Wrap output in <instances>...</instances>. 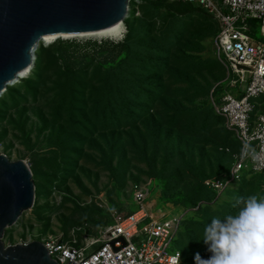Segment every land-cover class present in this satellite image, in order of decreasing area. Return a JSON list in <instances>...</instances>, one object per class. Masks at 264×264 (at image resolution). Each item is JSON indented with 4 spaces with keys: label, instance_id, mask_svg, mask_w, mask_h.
<instances>
[{
    "label": "rangeland",
    "instance_id": "374dc122",
    "mask_svg": "<svg viewBox=\"0 0 264 264\" xmlns=\"http://www.w3.org/2000/svg\"><path fill=\"white\" fill-rule=\"evenodd\" d=\"M136 6L130 0L122 38L42 44L33 72L0 97V153L24 160L35 183L34 204L6 229L5 245L91 241L116 215L138 207L139 189L155 217L186 212L230 169L241 143L211 101L247 83L232 86L235 74L218 53L213 20L176 16L150 2ZM127 65L136 74L133 97L110 100L106 81L119 85ZM185 216L184 230L198 223L202 242L208 231L224 235L230 252L217 264H264V172Z\"/></svg>",
    "mask_w": 264,
    "mask_h": 264
},
{
    "label": "built area",
    "instance_id": "2783aa9c",
    "mask_svg": "<svg viewBox=\"0 0 264 264\" xmlns=\"http://www.w3.org/2000/svg\"><path fill=\"white\" fill-rule=\"evenodd\" d=\"M136 9L147 0H135ZM185 1L209 12L218 22V53L234 72L232 86L244 91L224 92L212 97L215 113L222 116L240 140L229 171L208 182L216 192L215 203L243 177L264 171V0H169ZM251 21H255L254 27ZM260 30L261 36H257ZM250 74L246 81L245 73ZM138 207L116 215L100 235L78 242L49 237L44 239L51 257L60 264H181L183 254L177 242L187 211H195L207 201H199L186 212L153 216L145 205V193H135Z\"/></svg>",
    "mask_w": 264,
    "mask_h": 264
},
{
    "label": "water",
    "instance_id": "95a60500",
    "mask_svg": "<svg viewBox=\"0 0 264 264\" xmlns=\"http://www.w3.org/2000/svg\"><path fill=\"white\" fill-rule=\"evenodd\" d=\"M130 0H0V94L18 74L34 66V50L45 35L85 34L124 21ZM35 201L28 164L0 153V264H60L39 240L5 245L8 227ZM68 264H76L71 261Z\"/></svg>",
    "mask_w": 264,
    "mask_h": 264
},
{
    "label": "trees",
    "instance_id": "16d2710c",
    "mask_svg": "<svg viewBox=\"0 0 264 264\" xmlns=\"http://www.w3.org/2000/svg\"><path fill=\"white\" fill-rule=\"evenodd\" d=\"M146 2H150V4L155 7L164 6L176 16H185V15H191L195 13L203 14L213 20L216 26V33L219 29L218 22L209 12H207L203 8L196 6L190 2L169 1V0H147ZM251 23L253 24L254 27L257 26L255 21H251ZM145 46L147 49L152 47L150 44H146ZM60 56L64 59L68 57V55L65 53L60 54ZM133 72L134 71H133L132 65H127V68L124 69L125 75H123V77L119 79L120 80L119 85H116L115 88H114L115 83L113 81L111 82V80H107L106 81L107 83L105 84V87H104V92H105L104 96L115 95V97H121V99H124L125 103H128L129 100L132 99L133 94H134L133 86H134V80L136 78V74ZM70 74H73V73H70ZM69 77L73 78L72 76H69ZM112 96L110 97V100H112L113 98ZM212 110L215 115L222 117L218 115L217 113H215L213 108ZM261 173L243 177L242 180H240L235 186L228 189L224 194L235 193L241 188V185L246 180H249L250 177L254 175H259ZM208 189L211 193V196L202 198L196 201L192 207H195L199 203V201H202V200L207 201L209 203L200 206V208L195 211H198V212L205 211L213 207L214 203H211V201L215 199L216 192L209 187ZM221 196L218 198L216 202L219 201ZM216 213H218V211L214 212V214ZM185 220L186 218L184 219L183 228L180 232V236H179L177 244L182 251L183 261L185 259V256L191 253V256L188 258L186 264H217V262H219L220 258L222 257V254L229 255L230 250H229V247H227L225 240L223 239L224 235L220 233L208 231L207 233L204 234V241L202 242L200 240V236H199L198 229H197L198 223H194V222L187 223L186 227L191 230L186 231V227L184 230ZM225 227H226L225 224L220 225V228H222L223 230H225Z\"/></svg>",
    "mask_w": 264,
    "mask_h": 264
},
{
    "label": "bare ground",
    "instance_id": "6f19581e",
    "mask_svg": "<svg viewBox=\"0 0 264 264\" xmlns=\"http://www.w3.org/2000/svg\"><path fill=\"white\" fill-rule=\"evenodd\" d=\"M126 32V24L125 21H121L119 23H117L116 25H113L109 28L100 30V31H96L93 33H85V34H64V35H55V34H51V35H45L42 39H40V41L38 42L35 50H34V55H35V61L37 58V50L39 49V47L42 44H49L50 42H52L53 40H57L58 38H70V37H109V38H122L124 36V33ZM33 68V67H32ZM32 68H27L22 70L18 76L17 79H15L13 82H10L7 84V87H10L14 84H16L17 82H19L20 80H22L23 78H25L26 76H28L31 71L33 72ZM7 89V88H6ZM6 91V90H5ZM4 91V92H5ZM2 92L0 94V97L3 95Z\"/></svg>",
    "mask_w": 264,
    "mask_h": 264
}]
</instances>
